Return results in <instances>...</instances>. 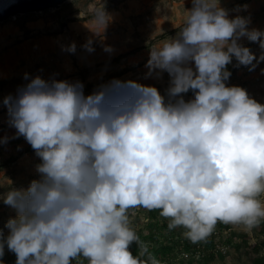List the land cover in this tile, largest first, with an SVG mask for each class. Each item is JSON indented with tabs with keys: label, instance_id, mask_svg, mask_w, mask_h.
<instances>
[{
	"label": "clouds",
	"instance_id": "clouds-1",
	"mask_svg": "<svg viewBox=\"0 0 264 264\" xmlns=\"http://www.w3.org/2000/svg\"><path fill=\"white\" fill-rule=\"evenodd\" d=\"M93 19L105 28L110 17L103 9ZM249 23L229 18L220 0H192L177 36L151 48L146 63V76L168 73L166 95L119 80L85 95L80 81L37 75L5 97L11 139L22 136L40 162L38 179L2 198L16 215L6 236L0 230V258L7 247L15 264H72L80 256L88 264H149L130 250L140 242L128 215L136 207L159 210L169 230L184 229L193 243L218 223L258 226L264 104L227 84L229 64L252 71L264 61V30ZM242 37L259 44V56ZM83 47L94 51L91 41Z\"/></svg>",
	"mask_w": 264,
	"mask_h": 264
},
{
	"label": "rangeland",
	"instance_id": "rangeland-1",
	"mask_svg": "<svg viewBox=\"0 0 264 264\" xmlns=\"http://www.w3.org/2000/svg\"><path fill=\"white\" fill-rule=\"evenodd\" d=\"M244 5L247 7L244 8ZM220 6L228 10L229 18H250L249 29L264 30V0H220ZM191 7L192 0H68L56 9L19 14L0 22V40L7 31L11 36L12 31L18 30L22 34L15 44L24 42L31 32L25 24L31 22L30 27L34 31L31 37L40 39L46 36L41 43L47 49L51 48L39 63L28 65L24 61L16 65L17 70L26 67L22 73L0 78V138H10L7 143L0 144V230L5 236L8 232L5 224L10 217H15L16 212L5 205L2 198L10 189H26L32 180L39 178L35 165L40 159L22 136L11 139L16 130L8 124L4 98L14 97L20 87L37 75L45 80L80 81L85 95L113 80L155 86L162 95H166L170 82L168 73L162 72L158 77L155 73L146 76V63L151 48L159 47L168 38L177 36ZM103 9L110 17L105 28L93 19ZM58 34H63L59 41L65 44L53 50V41L49 37ZM88 41L94 48L92 52L83 47ZM73 42L76 45L74 53L62 50ZM239 42L257 56L260 55L261 49L257 42H251L246 37H242ZM105 46H110L112 50L105 51ZM120 55L123 57L118 62L109 63ZM227 67L231 71L227 84L241 86L257 102L264 104V61L252 71L245 66L233 67L229 64ZM25 73L29 74V79L24 78ZM184 98L191 99L192 94H186ZM260 198L264 200V195ZM128 215L130 226L139 236V243L144 245L142 251L150 243L146 238L149 235L148 209L132 208ZM158 220L159 225L162 222L168 225L166 218ZM182 235L186 237L184 230ZM209 239L212 240L213 248L208 249V252L212 250L216 255L209 264H252L254 258L264 260V228L254 231L242 225L218 223ZM255 243L260 245L257 253L252 249ZM5 252L9 253L7 247ZM183 256L181 252L173 254L174 258L169 263L180 264ZM72 264H88V261L80 256L74 258Z\"/></svg>",
	"mask_w": 264,
	"mask_h": 264
},
{
	"label": "trees",
	"instance_id": "trees-1",
	"mask_svg": "<svg viewBox=\"0 0 264 264\" xmlns=\"http://www.w3.org/2000/svg\"><path fill=\"white\" fill-rule=\"evenodd\" d=\"M123 56L120 55L119 57L109 61V63H116L118 62ZM93 85H90V87ZM186 94H192L191 90ZM184 94V95H186ZM159 219L163 218L160 215L159 210H149L148 209V230L149 235L146 237L150 243L146 248V251H140L143 243H134L130 250L132 251L134 256H139L142 260H150L151 258H155L159 264H170L169 261L173 259V254H177L181 252L180 264H209L210 261L214 260L216 255H214L213 251H209L208 249L213 248L212 240H204L197 243L191 242L188 238L183 237L182 228H176L169 230L167 224L161 223L159 225ZM264 228V220L261 223L253 228L255 231L256 229ZM145 240V239H144ZM230 242V241H227ZM203 246V248H201ZM238 247V246H236ZM260 245L255 243L252 246L254 252H258ZM172 255V257H171ZM3 260V264H15L16 255L9 251V253L5 252L4 256L0 258ZM252 264H264L263 259H253Z\"/></svg>",
	"mask_w": 264,
	"mask_h": 264
},
{
	"label": "crops",
	"instance_id": "crops-1",
	"mask_svg": "<svg viewBox=\"0 0 264 264\" xmlns=\"http://www.w3.org/2000/svg\"><path fill=\"white\" fill-rule=\"evenodd\" d=\"M31 24V22L25 24V27L31 30V32L28 34L30 37L24 40V42L15 44V41L18 38L20 39L22 34L18 30L12 31L11 36H9L10 34L7 31V34L0 40V78H7L22 73L26 67H21L17 70L16 65L24 63V61H27L28 65L37 64L42 57L47 56L50 52L51 48L47 49V46L41 43L42 40H45L46 36L40 39L31 37L34 33L30 27ZM62 36L63 34H58L49 37L53 41V50L56 46L65 44V42L59 41V38Z\"/></svg>",
	"mask_w": 264,
	"mask_h": 264
},
{
	"label": "water",
	"instance_id": "water-1",
	"mask_svg": "<svg viewBox=\"0 0 264 264\" xmlns=\"http://www.w3.org/2000/svg\"><path fill=\"white\" fill-rule=\"evenodd\" d=\"M68 0H0V22L19 14L56 9Z\"/></svg>",
	"mask_w": 264,
	"mask_h": 264
},
{
	"label": "built area",
	"instance_id": "built-area-1",
	"mask_svg": "<svg viewBox=\"0 0 264 264\" xmlns=\"http://www.w3.org/2000/svg\"><path fill=\"white\" fill-rule=\"evenodd\" d=\"M13 17H14V16H13ZM15 17H16V16H15ZM15 17H14V18H15Z\"/></svg>",
	"mask_w": 264,
	"mask_h": 264
}]
</instances>
